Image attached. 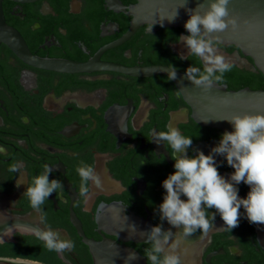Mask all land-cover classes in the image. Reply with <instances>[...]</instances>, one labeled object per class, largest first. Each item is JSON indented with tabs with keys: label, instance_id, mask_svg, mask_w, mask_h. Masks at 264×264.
Masks as SVG:
<instances>
[{
	"label": "flooded vegetation",
	"instance_id": "af4514ba",
	"mask_svg": "<svg viewBox=\"0 0 264 264\" xmlns=\"http://www.w3.org/2000/svg\"><path fill=\"white\" fill-rule=\"evenodd\" d=\"M135 3L0 0V225H11L15 219L36 223L23 193L26 183L47 165L53 168L49 179H60L64 185L62 193H53L43 205L47 224L75 242L73 252L58 254L35 235L0 231V261L22 256L25 247L33 245L44 254L22 257L39 264H95L77 224L91 239H111L143 255L149 247L145 240L112 232L111 221L119 213L138 216L152 226L162 223L164 230L174 233L180 230L159 219L158 206L166 194L162 181L175 172V161L171 148L163 142L157 145L151 133L178 128L192 138L188 155L194 156L193 149L209 155L225 131L195 122L175 84L163 75L52 70L31 64L13 47L18 35L34 56L44 59L86 63L108 47L99 56L100 64L169 65L173 54L182 55L174 45L187 32L159 24L148 32L150 23L130 31L134 15L115 6ZM223 48L236 50L233 45ZM213 155L220 175L229 179L234 169L223 156ZM81 160L102 178L87 203L78 196L76 167ZM16 161L23 162L26 173L19 186L17 174L8 171ZM236 187L239 197L246 198L249 186L241 182ZM207 211L209 218L215 214V227L207 235L197 231L181 241L177 252L184 264H264V225L250 224L241 207L239 226L223 231L220 215L214 208Z\"/></svg>",
	"mask_w": 264,
	"mask_h": 264
},
{
	"label": "clouds",
	"instance_id": "9594fccd",
	"mask_svg": "<svg viewBox=\"0 0 264 264\" xmlns=\"http://www.w3.org/2000/svg\"><path fill=\"white\" fill-rule=\"evenodd\" d=\"M229 4L230 0H202L195 10L187 9L189 19L184 28L189 34L178 37V42H182L188 49V55H181L180 59L194 56L203 65L202 69L189 66L185 70V78L204 93H209L213 86H220L225 73L230 72L234 66L220 54V38L213 35L224 32L229 27L233 30L238 27L237 18L230 14ZM177 15V10L171 15H161L159 22L162 24L165 19L174 22ZM155 23L153 21L148 25V32ZM167 73L169 81L177 79L175 66L171 65ZM182 91L179 89L177 95ZM224 103L228 101L224 100ZM222 120L230 123L234 131H225L218 146L213 147L209 155L193 149L197 154L189 156L188 149L192 147L193 140L176 127L169 126L167 131H152V141L157 145L163 142L165 147H170L171 158L175 161V172L162 181L166 194L158 206L159 219L161 222L166 220L173 228L180 230L175 233L171 229L164 230L161 223L152 226L147 232L139 233L141 237L146 236L144 243L149 245L143 252L148 264H184L182 254L177 252L181 241L192 237L197 231L207 235L215 227V214H211L209 218L208 209L214 208L220 215L224 226L219 229L223 231L231 232L239 226L241 207L250 224L264 225V113L232 115ZM121 130L125 131L123 121ZM213 154L223 156L227 165L234 169L229 179L220 175ZM24 168L21 161L11 163L8 168L10 173L17 174V186L25 183L21 180L26 174ZM52 172L53 168L45 165L41 174L26 183L23 196L35 213L36 223L26 224L15 219L9 225L5 221L0 225V231L32 234L43 241L49 251L71 253L75 249V242L70 238H62L59 231L53 230L47 224V213L43 210L48 198L53 193H62L64 189L60 179H49ZM76 172L80 177L78 196L83 203H87L92 195V187H101V175L93 165L83 160L77 165ZM241 182L250 188L246 198L238 195L236 185ZM182 195L186 200L181 199ZM128 227L129 231L136 232L135 225ZM128 259H136L135 254L131 253ZM5 260L7 264H39L38 261L20 255Z\"/></svg>",
	"mask_w": 264,
	"mask_h": 264
},
{
	"label": "water",
	"instance_id": "95a60500",
	"mask_svg": "<svg viewBox=\"0 0 264 264\" xmlns=\"http://www.w3.org/2000/svg\"><path fill=\"white\" fill-rule=\"evenodd\" d=\"M201 2L202 0H137V3L129 7L121 4L115 8L134 15L130 29L132 32L139 26L153 21L162 26L181 27L185 30L184 24L189 19L187 9L195 10L197 4ZM182 5L185 7H181ZM229 9L230 14L237 18L238 27L235 30L229 27L224 32L213 33L220 38L221 43L218 46L220 54L240 68L264 74V0H230ZM176 10L178 15L174 22H169L167 19L162 24L159 22L161 15H171ZM13 42V47L23 59L37 67L52 70L67 72L112 70L129 75L151 77L167 76L168 68L171 67L154 64L128 68L116 64H100L99 56L108 47L102 48L94 59L86 63L44 59L34 56L18 35H14ZM232 45L236 47L234 52H228L223 48ZM174 48L183 56L188 55V49L182 42L175 44ZM172 82L178 90H183L181 95L191 110V117L202 126L232 132L234 131L233 126L222 119L245 113H264V88L252 89L246 86L241 89H229L228 84L223 83L220 86H213L209 93H204L185 78V71L178 69L177 79ZM224 100H227L228 103H224ZM129 225H135L136 232L129 231ZM77 226L84 242L90 247L95 264H147V259L136 249L111 239L96 241L85 234L81 224H77ZM110 226L113 229L112 232L119 234L122 238H124L122 234H127L131 239L146 240V236L141 237L139 233L149 231L152 224L138 216L119 213L117 217H113ZM131 253L135 254L136 259H128ZM0 264H7V262L0 261Z\"/></svg>",
	"mask_w": 264,
	"mask_h": 264
},
{
	"label": "trees",
	"instance_id": "16d2710c",
	"mask_svg": "<svg viewBox=\"0 0 264 264\" xmlns=\"http://www.w3.org/2000/svg\"><path fill=\"white\" fill-rule=\"evenodd\" d=\"M171 65L175 66L180 71H185L191 65L200 67L201 69L203 67L201 61L197 57L193 56L189 57V59L181 60L180 56L176 54H173L170 59L169 66ZM233 65L232 70L225 73L223 81V83L228 84L229 89H241L246 86L252 89L264 88V74L262 72H254L245 68H240L236 64Z\"/></svg>",
	"mask_w": 264,
	"mask_h": 264
},
{
	"label": "rangeland",
	"instance_id": "374dc122",
	"mask_svg": "<svg viewBox=\"0 0 264 264\" xmlns=\"http://www.w3.org/2000/svg\"><path fill=\"white\" fill-rule=\"evenodd\" d=\"M37 250H38V248L36 246H33V245L25 247V250L22 251V256L31 257L33 254L34 255L35 254H44V251H43V253H41V252H38Z\"/></svg>",
	"mask_w": 264,
	"mask_h": 264
}]
</instances>
